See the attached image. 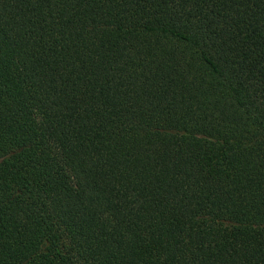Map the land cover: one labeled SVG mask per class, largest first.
Wrapping results in <instances>:
<instances>
[{
  "label": "trees",
  "instance_id": "trees-1",
  "mask_svg": "<svg viewBox=\"0 0 264 264\" xmlns=\"http://www.w3.org/2000/svg\"><path fill=\"white\" fill-rule=\"evenodd\" d=\"M0 264H264V0H0Z\"/></svg>",
  "mask_w": 264,
  "mask_h": 264
}]
</instances>
